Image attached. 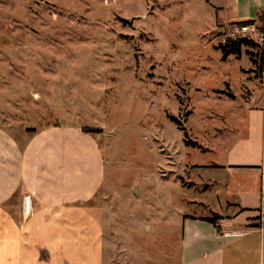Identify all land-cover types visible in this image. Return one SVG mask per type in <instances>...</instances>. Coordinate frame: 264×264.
I'll return each mask as SVG.
<instances>
[{"label": "rangeland", "instance_id": "374dc122", "mask_svg": "<svg viewBox=\"0 0 264 264\" xmlns=\"http://www.w3.org/2000/svg\"><path fill=\"white\" fill-rule=\"evenodd\" d=\"M261 2L0 0V128L101 130L88 135L106 163L102 195L116 200L107 214L116 225L129 192L208 216L216 188L204 191L199 167L225 157L186 145L180 127L209 149L229 138L264 143V37L244 34L259 45L256 64L245 47L226 59L217 49L239 38L231 21L256 19Z\"/></svg>", "mask_w": 264, "mask_h": 264}, {"label": "crops", "instance_id": "0c3cea01", "mask_svg": "<svg viewBox=\"0 0 264 264\" xmlns=\"http://www.w3.org/2000/svg\"><path fill=\"white\" fill-rule=\"evenodd\" d=\"M262 140H216L212 149L198 143L202 152L225 157L199 167L204 191L216 188L218 206L208 216L174 210L152 191L129 192L116 225L107 216L111 190L102 195L109 174L96 139L61 124L19 137L2 126L0 264H264V230L257 227L264 209ZM214 170L223 180L211 177ZM178 181L190 189L189 179ZM214 216L217 226L204 220Z\"/></svg>", "mask_w": 264, "mask_h": 264}, {"label": "trees", "instance_id": "16d2710c", "mask_svg": "<svg viewBox=\"0 0 264 264\" xmlns=\"http://www.w3.org/2000/svg\"><path fill=\"white\" fill-rule=\"evenodd\" d=\"M263 20H264V9L261 10L257 14L256 19L237 22V25L238 26H246V25L256 24L257 29L262 34V32L264 31ZM237 36L239 37L238 39L237 38H235V39L234 38H227L223 44H220L217 47V49H219L223 52V59H226L230 54L240 56L242 48L245 47V48H247V50H246L247 55H249V57L251 58V61L254 64H256L257 61H256V59H253L254 54H253V52L250 51V49L259 48V45L255 44L254 39L251 37L244 36V35H237ZM255 56H256V54H255ZM180 129L184 131V136L186 138L185 144L199 148L198 143L189 140V135H188L187 131L185 130V128L180 127ZM82 132L85 134H91V133H95V132H101V130L85 128V129H82ZM204 220L207 222H210L214 226H217V221L219 220V218L217 216H214L213 218H205Z\"/></svg>", "mask_w": 264, "mask_h": 264}, {"label": "built area", "instance_id": "2783aa9c", "mask_svg": "<svg viewBox=\"0 0 264 264\" xmlns=\"http://www.w3.org/2000/svg\"><path fill=\"white\" fill-rule=\"evenodd\" d=\"M263 26H264V20H263ZM250 30H257V25L252 24V25H246V26H238L237 23L234 25L233 33L235 35H244L246 33H250ZM249 35V34H248ZM255 36V33L251 34ZM262 36L264 37V31L262 32ZM30 210L29 207V196L26 195L23 198V212L28 214ZM258 228L260 230H264V209L259 210V217H258Z\"/></svg>", "mask_w": 264, "mask_h": 264}]
</instances>
